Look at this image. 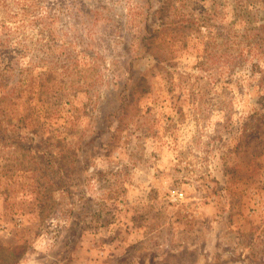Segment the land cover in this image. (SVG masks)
Returning <instances> with one entry per match:
<instances>
[{"label":"rangeland","instance_id":"374dc122","mask_svg":"<svg viewBox=\"0 0 264 264\" xmlns=\"http://www.w3.org/2000/svg\"><path fill=\"white\" fill-rule=\"evenodd\" d=\"M233 259L264 264V0H0V264Z\"/></svg>","mask_w":264,"mask_h":264},{"label":"crops","instance_id":"0c3cea01","mask_svg":"<svg viewBox=\"0 0 264 264\" xmlns=\"http://www.w3.org/2000/svg\"><path fill=\"white\" fill-rule=\"evenodd\" d=\"M154 232H157V231H154ZM176 233V232H175ZM174 234V233H173ZM142 241V240H141ZM177 243H180V241L179 242H177ZM158 259H163L162 257H161V255H158ZM248 262L247 261H244V260H242V259H233L229 264H247ZM178 264H182V262L181 263H179L178 262Z\"/></svg>","mask_w":264,"mask_h":264},{"label":"built area","instance_id":"2783aa9c","mask_svg":"<svg viewBox=\"0 0 264 264\" xmlns=\"http://www.w3.org/2000/svg\"><path fill=\"white\" fill-rule=\"evenodd\" d=\"M183 195H184V194H183L182 192H180V193H178L177 198H178V199H182V198H183Z\"/></svg>","mask_w":264,"mask_h":264}]
</instances>
